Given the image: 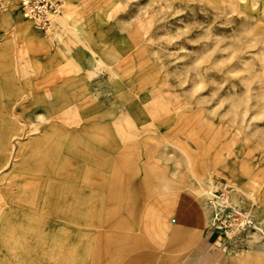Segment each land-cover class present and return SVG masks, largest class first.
<instances>
[{
    "label": "rangeland",
    "instance_id": "1",
    "mask_svg": "<svg viewBox=\"0 0 264 264\" xmlns=\"http://www.w3.org/2000/svg\"><path fill=\"white\" fill-rule=\"evenodd\" d=\"M50 1L0 9V179L60 169L0 264H264V0Z\"/></svg>",
    "mask_w": 264,
    "mask_h": 264
},
{
    "label": "bare ground",
    "instance_id": "2",
    "mask_svg": "<svg viewBox=\"0 0 264 264\" xmlns=\"http://www.w3.org/2000/svg\"><path fill=\"white\" fill-rule=\"evenodd\" d=\"M19 38L21 39L23 37ZM7 147L8 149L12 148L10 147L9 143L7 144ZM19 149H21V147ZM12 158L13 153L11 151L6 158L0 159V165L2 167L8 165V163L12 162ZM16 163L17 162L15 161L13 164ZM39 164L42 165V163ZM13 172L14 173L9 178L3 177L4 179H0V217L5 216V213L7 212L10 216H13L11 221L14 222L12 223V226L9 227L8 231L5 232V236L7 237V239H4L2 243V245L4 246L3 249L5 254L8 252V249L11 248L10 246H17L18 242H16L14 238L27 236L28 233L35 230V227L37 228L36 224L39 223L35 222L36 220L40 221L39 219L42 218H39V216H37V213L40 212V210L45 209L44 206H46L47 203L49 204L50 198H53L52 202L56 203L60 197V188L58 182L60 173L59 168H37L32 172H29L27 168H13ZM246 175H248L247 171ZM11 177H19L20 182H18L15 186L16 183L14 184V182L11 180ZM5 178L8 179L7 182ZM250 179L252 184L255 183L261 186L264 183V173L258 178L251 175ZM15 187H17V189H15ZM262 199L264 203V198ZM258 202L261 203L260 200H258ZM13 204L18 205L19 207L16 209H12L9 205ZM28 211L31 212L28 213ZM173 211L176 216L177 224L174 228H172L174 234L173 238L171 239V243L175 244L176 241L178 242V240H180V237L183 239L184 235L186 234V229L182 226V224L188 218V214L181 209V206L178 207L177 211L176 208ZM203 214H205L204 210ZM30 215H33L34 218L29 225L26 221L24 223L20 222L23 220L29 221L28 217ZM212 220H215V216L212 218ZM251 227H254L255 230H262L264 227V222L261 224L251 222ZM2 228L6 230L4 225ZM139 260V256L134 257L133 259H131L130 264H137Z\"/></svg>",
    "mask_w": 264,
    "mask_h": 264
},
{
    "label": "built area",
    "instance_id": "3",
    "mask_svg": "<svg viewBox=\"0 0 264 264\" xmlns=\"http://www.w3.org/2000/svg\"><path fill=\"white\" fill-rule=\"evenodd\" d=\"M3 0H0V9ZM19 10L23 18L32 20L37 26L44 28L50 21L48 12L59 13V2H51L50 0H19Z\"/></svg>",
    "mask_w": 264,
    "mask_h": 264
}]
</instances>
